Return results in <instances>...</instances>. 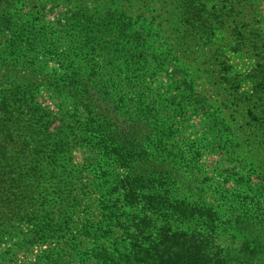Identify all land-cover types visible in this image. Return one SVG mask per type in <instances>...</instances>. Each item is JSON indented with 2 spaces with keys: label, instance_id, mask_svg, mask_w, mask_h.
<instances>
[{
  "label": "trees",
  "instance_id": "trees-1",
  "mask_svg": "<svg viewBox=\"0 0 264 264\" xmlns=\"http://www.w3.org/2000/svg\"><path fill=\"white\" fill-rule=\"evenodd\" d=\"M67 16L78 23L75 13ZM19 18L18 9L2 3L0 213L17 217L25 228L21 243L8 249L12 261L28 257L15 264H253L264 259V209L257 203L251 211L246 202H227L231 212L221 215L208 204L172 197L173 183L143 172L157 152L173 164L183 162L189 147L181 146L177 134L187 120L160 117L163 107L144 102L140 94L128 107L121 83L110 81L109 76H120L124 62L110 55L111 41L94 38L77 24L67 34L74 38H54V33L39 38L46 33H28L17 24ZM20 53L39 54L57 65L59 73L54 70L48 87L51 109L36 102L30 84L15 80L11 69ZM134 77L140 88V75ZM54 123L59 126L50 131ZM74 133L75 140L68 141ZM75 145L90 160L87 187H76L75 176H64L57 165L60 158L69 161L67 152ZM47 176L53 179L52 205L43 198L33 212L36 204L23 200ZM233 240L242 242L237 250L229 248ZM0 259L5 258L0 254Z\"/></svg>",
  "mask_w": 264,
  "mask_h": 264
},
{
  "label": "rangeland",
  "instance_id": "rangeland-1",
  "mask_svg": "<svg viewBox=\"0 0 264 264\" xmlns=\"http://www.w3.org/2000/svg\"><path fill=\"white\" fill-rule=\"evenodd\" d=\"M2 3L20 11L17 24L28 33H46L39 38H50L47 33H54V38H74L67 34L80 26L94 38L111 41L110 55L113 59L118 55L124 62L120 76L111 75L110 81L121 83L128 107L140 94L144 102L163 107L160 117L187 120L177 134L181 146L189 147L183 162L173 164L171 157L157 152L143 167L145 174L154 172L173 183L172 197L208 204L221 215L231 212L227 202H246L251 211L257 203L264 209V0ZM38 9L43 13H36ZM71 12L78 23L67 19ZM60 48L65 50L66 46ZM18 56L19 62L11 69L15 80L30 84L36 102L51 109L48 87L53 83L54 70L59 73L57 65L39 54ZM97 63L103 66L102 57ZM135 74L140 75V88ZM56 126L59 124L54 123L50 131ZM75 134L67 140L74 141ZM82 150L75 145L67 152L69 161L63 157L57 163L64 176H75L76 187H87L92 178L85 169L90 160ZM92 156L89 152L88 157ZM52 180L47 176L24 198V204H36L33 212H38L42 200L54 198ZM10 216L5 219L0 213V254L5 258L0 264L25 261L26 255L17 256L16 261L9 256L8 249L16 248L25 233L17 217ZM241 243L233 240L229 248L237 250ZM253 264H264V259Z\"/></svg>",
  "mask_w": 264,
  "mask_h": 264
}]
</instances>
